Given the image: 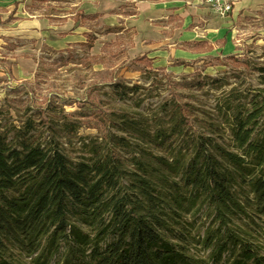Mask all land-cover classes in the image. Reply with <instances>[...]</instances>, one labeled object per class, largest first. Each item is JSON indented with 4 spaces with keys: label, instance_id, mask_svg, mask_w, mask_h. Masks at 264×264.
I'll return each mask as SVG.
<instances>
[{
    "label": "trees",
    "instance_id": "1",
    "mask_svg": "<svg viewBox=\"0 0 264 264\" xmlns=\"http://www.w3.org/2000/svg\"><path fill=\"white\" fill-rule=\"evenodd\" d=\"M94 40L68 50L76 66L117 57L112 79L128 63L160 70L148 54L130 59L120 37L91 54ZM243 67L238 80L205 75L148 108L152 91L134 100L139 83L112 80V95L131 104L102 108L90 92L80 99L98 107L90 115L50 98L16 109L13 134L0 123V264H264V65ZM253 72L256 83L243 76ZM206 85L221 90L212 106L197 96ZM83 125L98 136L74 161L61 139Z\"/></svg>",
    "mask_w": 264,
    "mask_h": 264
},
{
    "label": "crops",
    "instance_id": "2",
    "mask_svg": "<svg viewBox=\"0 0 264 264\" xmlns=\"http://www.w3.org/2000/svg\"><path fill=\"white\" fill-rule=\"evenodd\" d=\"M64 1L0 0V37L13 43L9 52L16 62L10 71L15 79L33 74L38 50L84 51L81 43H87L89 36L95 37L90 51L101 50V54L104 43L120 37L129 42L126 53L130 59L148 54L154 65L170 70L178 60L189 62L207 53L216 54L219 38L229 47L224 27L235 21L236 15L264 4V0H234L232 14L223 19L212 17L208 0H109L117 4L103 10V0H78L68 8L50 5ZM41 2H48V7L37 6ZM88 4L94 8L89 9ZM78 12L82 14L76 18Z\"/></svg>",
    "mask_w": 264,
    "mask_h": 264
},
{
    "label": "rangeland",
    "instance_id": "3",
    "mask_svg": "<svg viewBox=\"0 0 264 264\" xmlns=\"http://www.w3.org/2000/svg\"><path fill=\"white\" fill-rule=\"evenodd\" d=\"M77 1L66 0L59 4L52 2L50 5L68 8L71 3ZM90 1L99 3L100 0ZM225 1L231 4V9L229 11L218 12L212 5V17L228 18L233 12L234 0H208L210 3ZM48 5V2H41L37 6L46 8ZM39 9L40 12L44 11L41 8ZM236 17L235 21L224 27V31L228 29L229 47L225 46L222 38H219L217 40L219 42H217L216 54L207 53L203 57H197L192 60L194 63L189 65L175 63V67L170 70L163 69V67H158L157 65H154V68H160L159 71L157 69L151 71L137 70L135 64L131 65V63H128L126 66L130 67L120 68L118 71L119 75L115 79L109 78V75L116 71L119 64H121L117 57L107 60L103 66L96 64L95 69H87L82 64L76 66L73 60L69 58V52L64 53V57L61 58L62 55L58 51L49 48H44L42 51L38 50L37 52L39 58H44L41 62V67L37 64L33 74L24 75L20 80L15 79L9 71L11 64L16 62L14 54L9 52V48L13 43L6 38L0 37V42H3L0 46V110H6L7 104L14 106V109L10 107L11 117L6 115L5 111L0 115L1 131L9 129L10 134H13L15 131L13 126L18 128L23 124L21 122L23 118L20 119L16 109L24 113L27 105L30 104L32 107L41 106L49 98L53 101L52 106H63L65 112L76 113L83 110L88 111V115L92 114V112H99L96 106H84V108L80 106V99L90 92L98 97L99 105L102 108L107 107L111 109L119 107L118 105L124 101L127 104H131L133 100H119L112 95V88L109 84L112 80H122L129 85L139 83L142 88L138 90V93L134 94V100L137 95L141 93L145 95L148 94V90L152 91L153 95H149L141 104L143 108L158 104L164 97L169 96L173 89L183 94H188L190 92L189 85L198 79H202L205 75L214 78L225 76L230 81L238 80L235 75H238L243 70L244 62L249 61L251 67L260 64L264 65V4L258 5V7L251 11H245V14L236 15ZM4 41H7V43H4ZM203 49L205 51L211 50L210 47H204ZM76 52L84 53L81 50ZM100 52L101 50L90 51L91 54L95 55ZM220 53H222V56H219ZM232 54H235L234 59L230 57ZM103 67L104 74H101L98 70ZM243 76L245 78L249 77L253 83H256L258 73L253 72L251 75L246 73ZM95 81L98 82V87H102L94 89L91 83ZM220 92L219 88L214 89L206 85L204 92H197V96L207 106H212L215 104V98ZM35 110L33 109L32 112H35ZM41 118L45 120L44 115ZM84 119L91 118L86 117ZM41 122L44 125L48 123L47 121H44L45 123ZM59 122L62 123L63 121L59 119ZM77 135L71 139L65 136L61 139L63 150L74 161L79 160L82 156L89 157L91 155L88 143H90L93 137L98 136V132L94 127L90 128L83 125L79 128Z\"/></svg>",
    "mask_w": 264,
    "mask_h": 264
},
{
    "label": "bare ground",
    "instance_id": "4",
    "mask_svg": "<svg viewBox=\"0 0 264 264\" xmlns=\"http://www.w3.org/2000/svg\"><path fill=\"white\" fill-rule=\"evenodd\" d=\"M117 3H115V2H111V1H109V0H103V2L101 3V5H100V7H101V9L103 10V9H110V8H112V6H114V5H116ZM87 7H89V9H93L94 7H92V5L91 4H88L87 5ZM99 47H100V44H99V42L97 43V45H96V49H99ZM31 67H34L33 65H30V68Z\"/></svg>",
    "mask_w": 264,
    "mask_h": 264
},
{
    "label": "built area",
    "instance_id": "5",
    "mask_svg": "<svg viewBox=\"0 0 264 264\" xmlns=\"http://www.w3.org/2000/svg\"><path fill=\"white\" fill-rule=\"evenodd\" d=\"M210 4L213 5L214 6L213 8L217 10L218 12L229 11L231 9V4L227 3L226 1L210 3Z\"/></svg>",
    "mask_w": 264,
    "mask_h": 264
}]
</instances>
